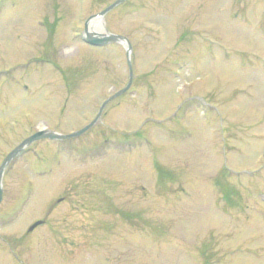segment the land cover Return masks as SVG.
I'll return each mask as SVG.
<instances>
[{
  "label": "rangeland",
  "instance_id": "374dc122",
  "mask_svg": "<svg viewBox=\"0 0 264 264\" xmlns=\"http://www.w3.org/2000/svg\"><path fill=\"white\" fill-rule=\"evenodd\" d=\"M113 1L0 0V163L125 86L124 46L80 39ZM102 21L131 85L66 151L8 165L0 264H264V0H127Z\"/></svg>",
  "mask_w": 264,
  "mask_h": 264
},
{
  "label": "water",
  "instance_id": "95a60500",
  "mask_svg": "<svg viewBox=\"0 0 264 264\" xmlns=\"http://www.w3.org/2000/svg\"><path fill=\"white\" fill-rule=\"evenodd\" d=\"M125 0H115L112 3H110L108 6H106L104 9H102L100 12L90 16L88 18V20L86 21L85 24V32H86V41L87 43L91 44V45H104L107 44L108 42H118L121 43L125 49H126V57H127V65H128V81L126 83V85L121 88L120 90H118L117 92H115L114 94H112L110 97H108L100 106L97 115L95 116V118L88 123L87 125H85L84 127L80 128L79 130L72 132L70 134L67 135H62L59 133H56L54 131H50V130H38L35 133H33L32 135H30L29 137L25 138L22 142H20L14 149H12L3 159V161L0 164V200H1V196H2V188H1V177L3 174V170L5 168V166L8 164V162L15 156L17 155L20 150L28 145L29 143L37 140V139H41V138H49V139H62V138H71V137H75L77 135L82 134L83 132H85L86 130H88L92 125L95 124V122L98 120V118L100 117L105 105L111 101L113 98L121 95L122 93H124L129 86L131 85L132 82V65H131V60L128 56V54L131 52V45L129 44L128 40L121 36V35H117V34H112V33H105V34H100V33H89L88 32V27H87V23L89 22L90 19L92 18H96V17H100L101 19H103V17L105 16V14L110 11L111 9L115 8L117 5H119L120 3H122ZM41 222L38 221L36 223H34L29 230H31L32 228H34L35 226H37L38 224H40Z\"/></svg>",
  "mask_w": 264,
  "mask_h": 264
},
{
  "label": "bare ground",
  "instance_id": "6f19581e",
  "mask_svg": "<svg viewBox=\"0 0 264 264\" xmlns=\"http://www.w3.org/2000/svg\"><path fill=\"white\" fill-rule=\"evenodd\" d=\"M88 32L93 33L94 31H105V28L103 26V21L100 17L92 18L87 23Z\"/></svg>",
  "mask_w": 264,
  "mask_h": 264
},
{
  "label": "flooded vegetation",
  "instance_id": "af4514ba",
  "mask_svg": "<svg viewBox=\"0 0 264 264\" xmlns=\"http://www.w3.org/2000/svg\"><path fill=\"white\" fill-rule=\"evenodd\" d=\"M4 174H5V172H4ZM4 174H3V177H4ZM36 228H37V227H36ZM36 228H35V229H36ZM35 229H33V230H35ZM30 232H32V231H30Z\"/></svg>",
  "mask_w": 264,
  "mask_h": 264
}]
</instances>
